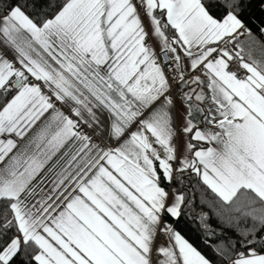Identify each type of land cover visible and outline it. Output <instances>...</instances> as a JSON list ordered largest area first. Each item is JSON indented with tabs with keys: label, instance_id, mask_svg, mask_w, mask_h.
<instances>
[{
	"label": "snow or ice",
	"instance_id": "1",
	"mask_svg": "<svg viewBox=\"0 0 264 264\" xmlns=\"http://www.w3.org/2000/svg\"><path fill=\"white\" fill-rule=\"evenodd\" d=\"M254 4L264 8L0 0V92L15 93L0 109V264H264V58L246 51L250 42L264 57V20L257 36L242 19ZM150 39L169 54L171 80ZM45 113L34 136L11 138ZM81 120L109 145L91 142ZM185 174L222 202L213 212L229 227L253 222L213 246L216 260L176 227L191 204L173 187Z\"/></svg>",
	"mask_w": 264,
	"mask_h": 264
},
{
	"label": "trees",
	"instance_id": "2",
	"mask_svg": "<svg viewBox=\"0 0 264 264\" xmlns=\"http://www.w3.org/2000/svg\"><path fill=\"white\" fill-rule=\"evenodd\" d=\"M242 19L252 29L253 33L258 36L261 20H264V8L254 4L251 9L243 13ZM249 47L252 49V54L255 58H264L259 51L258 45L249 42L246 44V51ZM10 96V92L6 95L0 92V109H2ZM173 187L184 190L186 192V201L191 200V204L183 207L184 214L176 227L198 250L212 260L217 259L213 248L215 244L226 241L228 237L240 239L236 231L237 227L246 229L252 226L253 222L250 218L241 216L238 222L233 220V226L229 227L225 221L217 217L213 212V208H219L222 202L195 177V174H192L191 180L187 179V174H185L183 185L176 182ZM202 213L205 218H202ZM231 215L239 216L238 213H232Z\"/></svg>",
	"mask_w": 264,
	"mask_h": 264
},
{
	"label": "crops",
	"instance_id": "3",
	"mask_svg": "<svg viewBox=\"0 0 264 264\" xmlns=\"http://www.w3.org/2000/svg\"><path fill=\"white\" fill-rule=\"evenodd\" d=\"M134 2H136V0H134ZM149 42H150V45L152 46L153 51L157 53V58H158V55H159V53L161 51L156 47V43L153 40L150 39ZM179 54H180V56L182 58V62H181L180 67H181V70L185 73V78L187 79L188 78L187 74L191 71L190 65L187 62V58L184 57L183 52L181 51ZM190 87H191V89H195L197 92L200 91V89L195 84H191ZM184 91L187 92V91H189V89L185 88ZM10 93H11V96L8 99V101L11 100L12 96L15 94L12 91H10ZM175 103H176V108L173 110V115L176 118L175 122L177 124V128L179 129V126H180V123H181V111H182V109L184 107L182 105V103H181V99H180L179 94H178V97L175 98ZM63 110L67 112V109H63ZM94 111L97 113V115L100 117V119L104 122L105 125L110 126L113 117L110 115V113L107 112V110L94 109ZM85 116H87V113H85ZM47 117H48V113H45V115L43 117H41V119L38 120L36 122V124H34L32 126V128H30L28 130V132L26 133V135H25L23 140H21L18 137H15L14 135L11 138L17 140L18 144L24 143L27 139H29L30 137L34 136L40 130V128L43 126V122L47 119ZM73 119H75V117H73ZM95 128H96V125H95L94 122H93V126L92 127H89L88 124L85 123L83 120H81V122H80V130L83 133H86L88 136L91 137V142H93V143H103L105 146H108L110 142L106 138V134H105L104 128L101 127L99 132L95 131ZM102 136L104 137L103 139H102ZM6 138H8L6 135L5 136H0V139H6ZM178 139H179V137H178ZM69 144H72V141H69L68 144H66L65 147L61 149V152L67 150ZM111 145L114 146L115 145V141H111ZM78 146H79V142H77L76 144L73 145V150L78 148ZM85 151H87V150H85ZM81 155H83V153H81ZM164 239H165V237H163L162 240L158 239V241L162 242Z\"/></svg>",
	"mask_w": 264,
	"mask_h": 264
},
{
	"label": "built area",
	"instance_id": "4",
	"mask_svg": "<svg viewBox=\"0 0 264 264\" xmlns=\"http://www.w3.org/2000/svg\"><path fill=\"white\" fill-rule=\"evenodd\" d=\"M149 44H150V42H149ZM168 57H169V54L164 53V52H160L158 55V62L164 68V71L168 75L169 80H171L172 75H173L174 65H172V62ZM177 97H178V94H175V98H177ZM158 239L162 240L163 237L161 236Z\"/></svg>",
	"mask_w": 264,
	"mask_h": 264
}]
</instances>
